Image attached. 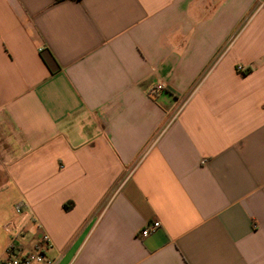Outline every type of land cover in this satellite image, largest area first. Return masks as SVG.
Instances as JSON below:
<instances>
[{"label":"crops","instance_id":"1","mask_svg":"<svg viewBox=\"0 0 264 264\" xmlns=\"http://www.w3.org/2000/svg\"><path fill=\"white\" fill-rule=\"evenodd\" d=\"M1 162L55 264H264V0H0Z\"/></svg>","mask_w":264,"mask_h":264},{"label":"built area","instance_id":"2","mask_svg":"<svg viewBox=\"0 0 264 264\" xmlns=\"http://www.w3.org/2000/svg\"><path fill=\"white\" fill-rule=\"evenodd\" d=\"M238 70L242 71V68L238 67ZM165 89L166 84L158 82L152 93L157 94ZM26 207L27 203L20 201L15 205V211L19 216H22ZM161 227V222L155 220L141 230L139 235L142 238H146ZM6 230L12 231V233L10 234L7 247L0 257V264H55V261L49 259L46 255V251L51 247V239L48 234L41 233L27 244L26 240L29 232L25 226L9 223L6 226Z\"/></svg>","mask_w":264,"mask_h":264},{"label":"rangeland","instance_id":"3","mask_svg":"<svg viewBox=\"0 0 264 264\" xmlns=\"http://www.w3.org/2000/svg\"><path fill=\"white\" fill-rule=\"evenodd\" d=\"M5 162V161H3ZM4 168L2 162L0 163V257L6 248L10 232L6 231V226L12 223L19 215L15 211V205L19 203L22 199L16 194L13 189V184L9 181L4 180Z\"/></svg>","mask_w":264,"mask_h":264},{"label":"trees","instance_id":"4","mask_svg":"<svg viewBox=\"0 0 264 264\" xmlns=\"http://www.w3.org/2000/svg\"><path fill=\"white\" fill-rule=\"evenodd\" d=\"M60 1H63V0H55V2H60ZM42 58L47 65H50V61L48 60L46 53L42 52Z\"/></svg>","mask_w":264,"mask_h":264}]
</instances>
